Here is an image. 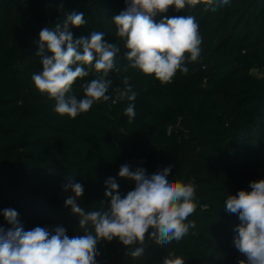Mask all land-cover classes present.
Instances as JSON below:
<instances>
[{
	"label": "trees",
	"instance_id": "16d2710c",
	"mask_svg": "<svg viewBox=\"0 0 264 264\" xmlns=\"http://www.w3.org/2000/svg\"><path fill=\"white\" fill-rule=\"evenodd\" d=\"M211 7L198 0L154 17L158 23L165 16H193L202 38L198 59L186 64L188 73L178 71L162 84L128 67L112 21L125 10V0H0V227H12L3 211L14 209L25 231L63 227L70 238L84 235L64 203L72 195L64 188L69 180L83 185L81 207L103 210L110 204L104 195L109 177L122 197L135 187L119 177L121 165L143 167L149 175L172 165L169 180L195 185L196 209L188 218L195 227L164 246L146 238L145 255L135 259L118 240H101L97 264H162L170 252L185 264L246 259L234 245L238 214L226 212L224 203L264 179V0ZM72 11L87 21L70 28L74 39L99 31L120 48V70L109 74L108 95L114 99V90L129 78L137 93L132 123L124 115L127 100L95 103L73 119L57 114L55 101L34 86L32 75L43 70L35 55L41 29ZM88 70L73 85L77 98L84 95L82 84L96 78ZM178 122L183 132H169Z\"/></svg>",
	"mask_w": 264,
	"mask_h": 264
},
{
	"label": "clouds",
	"instance_id": "9594fccd",
	"mask_svg": "<svg viewBox=\"0 0 264 264\" xmlns=\"http://www.w3.org/2000/svg\"><path fill=\"white\" fill-rule=\"evenodd\" d=\"M198 0H125L126 8L114 16L116 35L124 42L128 67L139 69L145 75L154 76L162 84L171 83L176 73H188L187 63L198 59L202 38L193 16H165L158 23L154 17L166 13L170 7L177 11ZM216 11L228 5L230 0H208ZM61 9L63 5L60 6ZM84 13H66L54 27H45L39 33L35 55L40 57L42 72L31 77L41 94L55 101L54 111L63 116L76 118L88 112L95 103L112 99L115 104L127 100L124 109L128 122L134 121L137 93L123 80V88H116L115 98L108 95L112 85L109 74L119 71L116 56L120 48L105 39V34L93 31L88 36L74 39L71 27L87 23ZM94 69L96 78L82 84L83 97L77 98L73 85L78 78L89 75ZM127 70V69H125ZM172 165L151 175L143 167L134 170L130 165L120 166L119 177L134 181L135 187L123 197L115 178L105 181V197L110 204L103 210L86 211L78 203L83 196L81 183L69 180L65 190L72 195L65 199V206L78 217L84 235L69 237L66 229L56 227L49 231L35 227L25 231L14 209L3 211L4 219L12 227H0V264H97V244L101 241L118 240L132 258L145 255L146 238L159 246L179 241L195 227L188 218L195 212V185L169 180ZM251 191L240 190L228 195L224 209L238 214L240 224L234 245L246 259L238 264H264V179L252 181ZM103 205V203H101ZM91 225L93 232L88 231ZM137 245L135 248L129 246ZM162 264H185L183 257L170 252Z\"/></svg>",
	"mask_w": 264,
	"mask_h": 264
},
{
	"label": "water",
	"instance_id": "95a60500",
	"mask_svg": "<svg viewBox=\"0 0 264 264\" xmlns=\"http://www.w3.org/2000/svg\"><path fill=\"white\" fill-rule=\"evenodd\" d=\"M178 131L183 132V130L180 127V122H178L176 126H172L169 128V132H178Z\"/></svg>",
	"mask_w": 264,
	"mask_h": 264
},
{
	"label": "rangeland",
	"instance_id": "374dc122",
	"mask_svg": "<svg viewBox=\"0 0 264 264\" xmlns=\"http://www.w3.org/2000/svg\"><path fill=\"white\" fill-rule=\"evenodd\" d=\"M263 71H259V70H253V73L256 75H261Z\"/></svg>",
	"mask_w": 264,
	"mask_h": 264
}]
</instances>
